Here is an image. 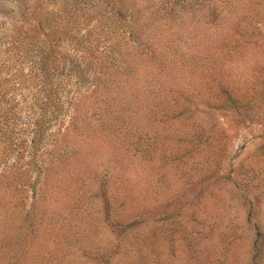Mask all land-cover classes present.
<instances>
[{
  "label": "rangeland",
  "instance_id": "374dc122",
  "mask_svg": "<svg viewBox=\"0 0 264 264\" xmlns=\"http://www.w3.org/2000/svg\"><path fill=\"white\" fill-rule=\"evenodd\" d=\"M110 1L0 0V62L66 51L69 31L106 51ZM231 29L217 54L245 110L203 82L153 122L157 145L123 153L92 138L80 100L79 127L29 181L0 175V264H264V7L249 0Z\"/></svg>",
  "mask_w": 264,
  "mask_h": 264
},
{
  "label": "trees",
  "instance_id": "16d2710c",
  "mask_svg": "<svg viewBox=\"0 0 264 264\" xmlns=\"http://www.w3.org/2000/svg\"><path fill=\"white\" fill-rule=\"evenodd\" d=\"M248 1L115 0L102 29L111 40L106 51H93L87 35L71 31L66 51H6L0 62V175L19 171L29 181L58 138L79 127L78 102L87 98L93 100L85 113L91 111L92 138L123 153L140 143L157 145L153 122L179 115L169 104L187 99L203 82L219 87L223 108L244 111L249 103L228 91L217 52L231 51V25ZM255 2L264 7V0Z\"/></svg>",
  "mask_w": 264,
  "mask_h": 264
}]
</instances>
